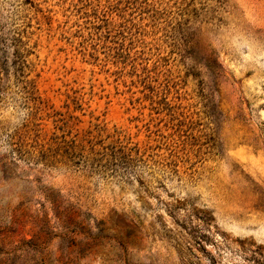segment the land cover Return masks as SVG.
<instances>
[{
  "label": "rangeland",
  "instance_id": "1",
  "mask_svg": "<svg viewBox=\"0 0 264 264\" xmlns=\"http://www.w3.org/2000/svg\"><path fill=\"white\" fill-rule=\"evenodd\" d=\"M0 264H264V0H0Z\"/></svg>",
  "mask_w": 264,
  "mask_h": 264
},
{
  "label": "trees",
  "instance_id": "2",
  "mask_svg": "<svg viewBox=\"0 0 264 264\" xmlns=\"http://www.w3.org/2000/svg\"><path fill=\"white\" fill-rule=\"evenodd\" d=\"M0 70H1V68H0Z\"/></svg>",
  "mask_w": 264,
  "mask_h": 264
}]
</instances>
